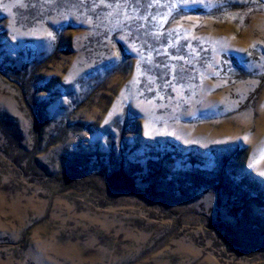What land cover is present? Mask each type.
<instances>
[{"label": "rangeland", "instance_id": "1", "mask_svg": "<svg viewBox=\"0 0 264 264\" xmlns=\"http://www.w3.org/2000/svg\"><path fill=\"white\" fill-rule=\"evenodd\" d=\"M0 264H264V0H0Z\"/></svg>", "mask_w": 264, "mask_h": 264}]
</instances>
